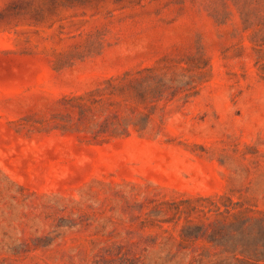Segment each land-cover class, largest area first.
Wrapping results in <instances>:
<instances>
[{"label":"rangeland","instance_id":"obj_1","mask_svg":"<svg viewBox=\"0 0 264 264\" xmlns=\"http://www.w3.org/2000/svg\"><path fill=\"white\" fill-rule=\"evenodd\" d=\"M0 264H264V0H0Z\"/></svg>","mask_w":264,"mask_h":264},{"label":"trees","instance_id":"obj_2","mask_svg":"<svg viewBox=\"0 0 264 264\" xmlns=\"http://www.w3.org/2000/svg\"><path fill=\"white\" fill-rule=\"evenodd\" d=\"M226 212L228 211V208L225 209ZM231 231L236 233V236H232L231 240L233 241V247L238 248L241 247L243 249L248 247V239H247V233H245V230L242 226H235L231 229ZM247 234V235H246Z\"/></svg>","mask_w":264,"mask_h":264}]
</instances>
